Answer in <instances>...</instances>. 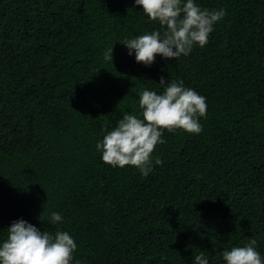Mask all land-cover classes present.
<instances>
[{
    "label": "trees",
    "instance_id": "1",
    "mask_svg": "<svg viewBox=\"0 0 264 264\" xmlns=\"http://www.w3.org/2000/svg\"><path fill=\"white\" fill-rule=\"evenodd\" d=\"M198 3L226 10L206 45L145 67L116 40L163 26L133 0H0V235L58 211L79 264L264 254V0ZM162 76L206 98L202 131L164 129L147 176L104 163L96 141Z\"/></svg>",
    "mask_w": 264,
    "mask_h": 264
},
{
    "label": "clouds",
    "instance_id": "2",
    "mask_svg": "<svg viewBox=\"0 0 264 264\" xmlns=\"http://www.w3.org/2000/svg\"><path fill=\"white\" fill-rule=\"evenodd\" d=\"M148 20L157 21L161 29L123 37L119 41L126 54L136 62L150 66L159 54L162 59L187 56L194 46L203 48L214 25L226 15V10L202 8L198 0H133ZM113 44V43H112ZM112 46L103 53L106 61H112ZM165 85L161 92L144 88L138 95L139 113L125 111L114 126L105 131L95 148L101 160L113 167L135 166L142 176L152 171V164H160L153 158L155 146L163 143V130L177 128L199 134L202 124L198 117L206 115V98L183 80L160 77ZM55 231L41 230L23 218L12 220L0 235V264H79L74 259L78 245L75 237L61 230L63 217L58 211H50L43 217ZM257 241L249 238L242 245H234L220 251L223 264H264V254L258 251ZM192 264H209L204 251L192 256Z\"/></svg>",
    "mask_w": 264,
    "mask_h": 264
}]
</instances>
